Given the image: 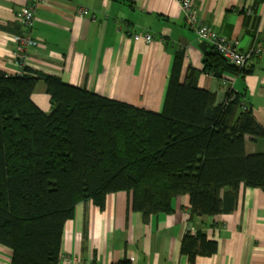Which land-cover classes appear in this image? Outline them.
Returning <instances> with one entry per match:
<instances>
[{
	"label": "trees",
	"instance_id": "16d2710c",
	"mask_svg": "<svg viewBox=\"0 0 264 264\" xmlns=\"http://www.w3.org/2000/svg\"><path fill=\"white\" fill-rule=\"evenodd\" d=\"M204 71L243 72L213 47ZM181 55L171 70L160 114L109 100L58 78L0 72V245L11 264H58L65 223L75 207L131 194L143 220L169 213L178 196L190 198L191 216L213 217L235 208L241 186L264 193V130L233 96L217 105L197 87L194 72L179 83ZM45 85L50 112L31 101ZM246 136L263 149L246 153ZM217 244L185 235L181 254L194 263Z\"/></svg>",
	"mask_w": 264,
	"mask_h": 264
},
{
	"label": "crops",
	"instance_id": "0c3cea01",
	"mask_svg": "<svg viewBox=\"0 0 264 264\" xmlns=\"http://www.w3.org/2000/svg\"><path fill=\"white\" fill-rule=\"evenodd\" d=\"M197 19L218 36L247 51L264 44V0H191ZM34 7L31 27L22 14ZM86 8L87 16L76 13ZM27 34L38 43L16 58L14 38ZM149 33L151 42L134 40ZM202 41L185 24L178 0H0V72L7 76L58 78L63 84L160 114L173 63L181 55L179 83L194 72L197 87L228 97L252 112L264 130V55L243 72L204 71ZM45 85L38 81L31 101L50 112ZM246 153L263 149L246 136ZM264 150V149H263ZM131 194L106 196L103 210L92 202L75 207L63 227L58 264H264V193L241 186L235 208L213 217L191 216L187 195L172 199L169 213L143 220L131 210ZM203 233L217 244L211 257L190 263L181 254L185 235ZM12 251L0 245V264H11Z\"/></svg>",
	"mask_w": 264,
	"mask_h": 264
},
{
	"label": "built area",
	"instance_id": "2783aa9c",
	"mask_svg": "<svg viewBox=\"0 0 264 264\" xmlns=\"http://www.w3.org/2000/svg\"><path fill=\"white\" fill-rule=\"evenodd\" d=\"M178 2L185 15L186 26L194 32L200 41L213 47L229 65L243 69L251 59L264 55V44L254 46L247 51H241L237 48V43L235 41L220 37L208 27L199 23L195 7L191 0H178ZM76 13L80 16H87L89 14L88 10L83 7L77 8ZM33 17L34 7H29L22 14V24L26 27H31ZM133 39H142L145 42H151L152 36L149 33L135 34ZM14 42L17 46L16 58L18 60H23L25 58L27 48H35L38 46L35 40L24 33L16 36ZM129 261L130 264H133L132 259H129Z\"/></svg>",
	"mask_w": 264,
	"mask_h": 264
},
{
	"label": "water",
	"instance_id": "95a60500",
	"mask_svg": "<svg viewBox=\"0 0 264 264\" xmlns=\"http://www.w3.org/2000/svg\"><path fill=\"white\" fill-rule=\"evenodd\" d=\"M199 48L201 49V51L204 52L208 48V44L205 42H202Z\"/></svg>",
	"mask_w": 264,
	"mask_h": 264
}]
</instances>
